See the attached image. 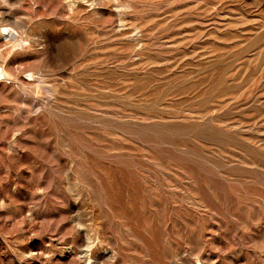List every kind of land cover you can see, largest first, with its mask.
Returning <instances> with one entry per match:
<instances>
[{"label":"rangeland","instance_id":"obj_1","mask_svg":"<svg viewBox=\"0 0 264 264\" xmlns=\"http://www.w3.org/2000/svg\"><path fill=\"white\" fill-rule=\"evenodd\" d=\"M0 67V264H264V0H0Z\"/></svg>","mask_w":264,"mask_h":264},{"label":"bare ground","instance_id":"obj_2","mask_svg":"<svg viewBox=\"0 0 264 264\" xmlns=\"http://www.w3.org/2000/svg\"><path fill=\"white\" fill-rule=\"evenodd\" d=\"M9 34H12L11 32H9ZM0 76H3V69L0 67Z\"/></svg>","mask_w":264,"mask_h":264}]
</instances>
